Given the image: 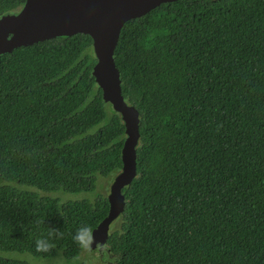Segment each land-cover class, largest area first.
Instances as JSON below:
<instances>
[{
  "label": "trees",
  "instance_id": "1",
  "mask_svg": "<svg viewBox=\"0 0 264 264\" xmlns=\"http://www.w3.org/2000/svg\"><path fill=\"white\" fill-rule=\"evenodd\" d=\"M23 4L0 0V15ZM114 55L139 141L112 264H264V0L161 4L122 26ZM95 63L82 34L0 57V264L75 259L77 229L108 214L103 194L49 196L93 193L122 167L124 124Z\"/></svg>",
  "mask_w": 264,
  "mask_h": 264
},
{
  "label": "water",
  "instance_id": "2",
  "mask_svg": "<svg viewBox=\"0 0 264 264\" xmlns=\"http://www.w3.org/2000/svg\"><path fill=\"white\" fill-rule=\"evenodd\" d=\"M176 1L180 0H24L15 14L0 15V57L57 37L82 34L92 40L95 83L102 91L103 101L121 117L125 128L122 167L106 195L108 214L91 231V246L97 250L105 246L110 229L122 213V189L136 177L139 117L134 107L123 100L114 63L120 30L126 22Z\"/></svg>",
  "mask_w": 264,
  "mask_h": 264
},
{
  "label": "rangeland",
  "instance_id": "3",
  "mask_svg": "<svg viewBox=\"0 0 264 264\" xmlns=\"http://www.w3.org/2000/svg\"><path fill=\"white\" fill-rule=\"evenodd\" d=\"M116 175L117 174H112L106 179L98 178L96 183V190L93 193H80L76 195H70V194L58 192V193L50 194L49 196L58 198L61 202L77 201V200L92 201L95 198L96 194L107 195L110 184ZM2 256L6 258L24 260L29 262L30 264H76L78 262H82L84 264H112L113 262L112 259L108 256L104 247H102L101 250H97L91 245L87 249L82 248L81 254L77 258L72 260H65L60 255L55 258L47 259V260L33 259L28 255H18L14 253L2 254Z\"/></svg>",
  "mask_w": 264,
  "mask_h": 264
},
{
  "label": "clouds",
  "instance_id": "4",
  "mask_svg": "<svg viewBox=\"0 0 264 264\" xmlns=\"http://www.w3.org/2000/svg\"><path fill=\"white\" fill-rule=\"evenodd\" d=\"M74 241L82 248L87 249L92 243L91 230L87 226L77 229L73 237ZM53 247L52 235L39 237L35 240V250L38 253H47Z\"/></svg>",
  "mask_w": 264,
  "mask_h": 264
}]
</instances>
